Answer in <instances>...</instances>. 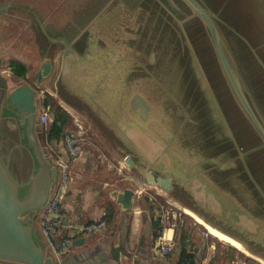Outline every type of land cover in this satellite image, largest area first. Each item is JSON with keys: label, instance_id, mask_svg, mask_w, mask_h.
Listing matches in <instances>:
<instances>
[{"label": "water", "instance_id": "water-1", "mask_svg": "<svg viewBox=\"0 0 264 264\" xmlns=\"http://www.w3.org/2000/svg\"><path fill=\"white\" fill-rule=\"evenodd\" d=\"M225 2L110 0L104 10L118 9V19L107 23L111 42L91 37L102 9L74 32H55L27 11L37 66L30 84L7 92L0 107V264H57L39 232L58 167L38 136L34 86L79 117L143 188L162 193L264 263V187L247 163L254 148L234 135L201 63L207 36L232 101L264 148V118L253 111L249 79L238 70L230 38L237 34L222 19ZM11 4L0 6V15L26 13L24 4ZM106 194L119 211L116 226L93 242L76 238L78 228L62 263L152 264L149 245L133 241V217L144 218L136 212L137 192L124 186Z\"/></svg>", "mask_w": 264, "mask_h": 264}, {"label": "rangeland", "instance_id": "rangeland-1", "mask_svg": "<svg viewBox=\"0 0 264 264\" xmlns=\"http://www.w3.org/2000/svg\"><path fill=\"white\" fill-rule=\"evenodd\" d=\"M6 1L8 0H0V4ZM12 2L15 5L23 7L22 0H13ZM21 11L22 10H19V12ZM263 16L264 0H226L222 8L223 21H226L229 28L232 27L237 34L234 36L230 35L232 50L238 61V70L242 73L245 72L243 76L249 79V99L252 102V109L258 117L262 118H264ZM4 26L5 23L3 24V27ZM2 40L1 38L0 54L4 56L2 60H0V70H4V74H7L12 69V65L22 64L28 67L27 78L29 80L30 73L37 66L36 55L26 52V58H24L20 55L23 53L19 52L16 54V52L11 50L8 51L9 49H7L8 52H6V49H2L1 43L4 42H2ZM11 58L13 61L8 63ZM201 61L210 86L214 89L218 101L222 106V112L228 123H230L234 135L239 138V140H247L249 149L254 148L253 151H249V160L247 159V163H249V173H251L258 184L264 187V148L260 146L258 136L252 130L248 120L242 116L235 100L233 99L232 101L230 96L232 92L224 77V66L219 62L214 48L211 46L210 41L208 42L207 36L204 40ZM9 79L10 86L17 85L18 79ZM34 87L37 93H39L40 89H46L45 87ZM45 101L50 106V118L53 119L55 114L64 115L62 131L68 132L80 140L83 146V155H87L86 158L78 159L70 168L72 179L63 196L61 204L62 209H65V206L67 210L73 209L74 201L72 198L74 194L77 193L81 195L80 200L88 202L93 199V197L96 199L98 193L99 195H103L104 188H111L113 185H119L121 182L129 181V184L133 188H137L135 185L140 186L136 179L126 174L124 168L118 163V159L110 154L107 149L95 139L92 132L83 124L79 117L75 115H71V117L69 113H63V111H61L63 110V106L58 102L56 97L52 95H46ZM234 104H236L237 107H235ZM42 106L43 103L40 102L38 111L42 109ZM46 149L49 153L51 149H53L57 154L59 139L50 144ZM109 175H111L116 182L106 181L110 180ZM143 190H145L143 191V193H145H142V199H140L143 204V210H146L152 217L161 218V234L168 228L173 229L175 232V242L180 245L185 242V246L191 248V251L194 253L197 252V247H201L200 238H203V236H208L210 241H214L217 245L222 244L224 247L227 246L230 248L228 243H222V241H217L218 239L215 238L214 240V238L210 237L211 235L202 224L197 223L191 216L186 215L182 209L169 201L162 193L148 188ZM73 211L74 209L72 212ZM161 234L157 238H160ZM180 237H184V239H180ZM177 243L176 246L178 247L179 245ZM253 263L261 264L262 262L254 261Z\"/></svg>", "mask_w": 264, "mask_h": 264}, {"label": "crops", "instance_id": "crops-1", "mask_svg": "<svg viewBox=\"0 0 264 264\" xmlns=\"http://www.w3.org/2000/svg\"><path fill=\"white\" fill-rule=\"evenodd\" d=\"M109 2L110 0H67L65 3L60 5L58 11L54 12L53 15L48 16L45 9L43 13H41V11H38V13L34 11V17L37 16V18L40 19L42 24L46 23L52 25L55 32L57 31L62 32L63 30H66L67 32H74L80 30L82 27L88 24L100 9L104 10L106 4ZM107 9L103 11L101 17L94 22L92 28L90 29L92 35L91 37L94 38V36L96 35L97 38L101 40V42L102 41L111 42L115 39L114 33L109 29L107 23L110 22L111 20L113 21L118 19L117 15H115L118 12V9L111 7ZM29 11L30 9L28 10V12ZM28 47L29 49H31L30 45ZM119 47H120L119 43L113 45L112 53L114 55L119 54L120 52ZM62 109H63L62 111L69 113L70 116L72 115L68 110L65 111L66 109L65 107H62ZM86 157L87 155H83L81 158H86ZM106 181H112V180L110 179ZM113 181H115V179H113ZM124 186L131 187L136 192L141 191V193L139 192L137 193V199L140 201L139 202L140 207L137 208L136 212L142 211L144 218L142 222L138 214H136L133 217L132 236H133V241L135 243L141 242V245H145V243H147L149 245V250L151 255V251H152L151 249L158 242L159 238L153 239L151 220H150L151 215H149V213L146 210H143V204L142 201L140 200L142 199V191L145 188L138 185H135L137 188L135 187L133 188L129 184V181L121 182L119 185H113V187L111 188L119 189ZM106 189L107 188H104V193H103L104 197L103 195H99V193L97 192L98 193L97 198L94 199L93 197V199H91L88 202H84L83 200H80L81 195H79L78 193L74 194V197L72 198V200L74 201V207H73L74 211L72 212L73 210L72 208L67 210L66 206L65 209L64 208L62 209L64 219L65 217H67L68 222L79 221L80 223L82 222L84 223L86 221L91 222L93 220L99 219L104 215L103 212L104 209L102 203L105 200L114 206L115 212L110 218L109 222L105 225L104 229L100 232H96L90 235H85V237L92 242L96 241L99 237L101 238L103 236L106 237L109 236L108 234L116 226V222L119 216V211L117 207L112 202L109 201V197L106 194ZM145 223L147 227L145 226ZM144 227L147 228V233L145 239H143L142 241L141 234L143 233ZM167 233H169L170 236ZM162 234H165L167 238L170 237L173 239L174 250L171 254L166 255L165 257L158 258L154 256V262H152V264H176L179 257V250L181 248L180 246L183 245L185 242H183V244L181 245L175 242V232L173 231V229L168 228L165 232H162ZM80 237H82V235L76 236V238H80ZM184 237L183 238L180 237V239H184ZM210 237L214 238L215 240L214 236L211 235ZM217 241H219V239ZM200 242H201L200 243L201 247H197L196 249L197 252L195 253L191 251V248L185 246L186 243L184 244V246H182L185 248L186 253L193 257L192 258L193 264H252L254 261H258L261 263L259 259L251 256L248 252L245 251L244 253L236 249L235 247L231 246L230 244H229L230 248L227 246L224 247L222 244L217 245L214 241H210L208 236L207 237L203 236V238H200ZM176 243L179 245L178 247L176 246ZM222 243H226V242L222 241Z\"/></svg>", "mask_w": 264, "mask_h": 264}, {"label": "built area", "instance_id": "built-area-1", "mask_svg": "<svg viewBox=\"0 0 264 264\" xmlns=\"http://www.w3.org/2000/svg\"><path fill=\"white\" fill-rule=\"evenodd\" d=\"M46 95L50 94L46 90H39L38 98L43 103V106L41 107L42 109L40 111L37 110V115L38 123L41 125V127L51 120L49 113L50 106L45 101ZM82 156V142L72 134L68 132H62V135L59 139V149L55 156L58 167V178L48 203L39 214L38 221L39 232L44 250L49 251L52 254L57 264H63L61 256L68 250L72 242L71 234L75 233L78 228V230L81 231L80 235H90L102 231L105 227V222L102 217L86 224H80L81 226H78L75 222L68 221H66L65 225L63 224L64 216L62 213L61 204L63 196L66 193V190L72 179L70 168ZM138 192L141 193V191ZM173 249V239L170 237L167 238L165 234H162L158 242L151 250L153 256L159 258L169 255Z\"/></svg>", "mask_w": 264, "mask_h": 264}, {"label": "flooded vegetation", "instance_id": "flooded-vegetation-1", "mask_svg": "<svg viewBox=\"0 0 264 264\" xmlns=\"http://www.w3.org/2000/svg\"><path fill=\"white\" fill-rule=\"evenodd\" d=\"M67 0H22V4L26 6V13L19 12V9L13 12H5L4 14L0 15V40L1 38L3 39L1 43L2 49L5 50L6 52L8 51H13L17 53H23L20 54L21 57L26 58V52H30L32 55L35 53V46L32 44V39H31V33L28 32L27 29V11L29 9H32L33 11L37 12L41 11V13L44 12L46 9L47 15L51 16L53 15L54 12L58 11L60 8V5L65 3ZM12 0H8L0 6H3L4 4H7L8 6L11 4ZM40 9V10H39ZM22 10V9H21ZM23 11V10H22ZM25 12V9H24ZM5 21V26L3 27V22ZM30 48L29 49V46ZM7 49H9L7 51ZM30 50V51H28ZM1 51V50H0ZM4 55L0 54V60H2V57ZM37 57V56H36ZM13 59L8 62H12ZM21 63V62H18ZM15 65V64H14ZM14 65H12V69L9 71V73L4 74V70H0V107L3 104V101L5 100V96L7 92L12 90L14 87L19 86L23 83H28L30 84L28 78H27V68L26 66L22 64H16V65H22L25 69V72L22 76L17 75L15 73ZM18 79V83L15 86H10L9 82L10 79ZM41 100L38 98V105H36V109H38L39 104ZM37 111V110H36ZM38 134L39 138L41 139V131ZM43 145V144H42ZM44 146V145H43ZM45 147V146H44ZM49 153V152H48ZM51 155V153H49ZM151 256L153 257L154 262V256L151 251Z\"/></svg>", "mask_w": 264, "mask_h": 264}, {"label": "trees", "instance_id": "trees-1", "mask_svg": "<svg viewBox=\"0 0 264 264\" xmlns=\"http://www.w3.org/2000/svg\"><path fill=\"white\" fill-rule=\"evenodd\" d=\"M14 70H15L16 74L20 75V76H22L25 72V69L22 65H16L15 64ZM63 113H64V111H63ZM63 123H64V115L55 114L53 119H51L49 122H47V124H45L41 127V141H42V144L46 148H48L49 145L52 144L53 142L60 139L62 132H63L62 131ZM50 153L55 158L56 153L53 150H51ZM109 178L111 179L112 176L109 175ZM112 181H113V178H112ZM102 206L104 209L103 210L104 215L102 216V219L104 220L105 225H106L109 222L112 215L114 214L115 209H114V206L106 200L102 203ZM150 220H151L153 239H156L161 234L160 233L161 232V225H160L161 218L160 217H154L153 218L151 216ZM74 222L77 225H80V224L89 223L90 221H86L84 223L83 222L80 223L79 221L78 222L74 221ZM182 246H184V244L180 246L181 248L179 250V257H178L176 264H193V262H192L193 257L191 255L187 254L185 251V248Z\"/></svg>", "mask_w": 264, "mask_h": 264}, {"label": "bare ground", "instance_id": "bare-ground-1", "mask_svg": "<svg viewBox=\"0 0 264 264\" xmlns=\"http://www.w3.org/2000/svg\"><path fill=\"white\" fill-rule=\"evenodd\" d=\"M183 212H185L186 214L188 215H191L192 218L199 224H202L205 229L212 235L214 236L215 238L223 241V242H226L228 244H230L231 246L235 247L236 249L242 251L245 253V250L243 249V247L236 241L232 240L231 238L221 234L220 232L216 231L215 229L207 226L206 224H204L200 218H198L197 216L191 214L190 212H188L187 210L183 209ZM169 235V233H167ZM261 264H264V263H261Z\"/></svg>", "mask_w": 264, "mask_h": 264}]
</instances>
